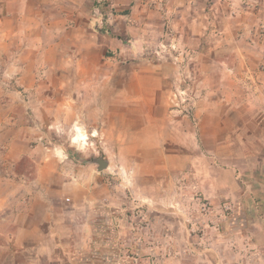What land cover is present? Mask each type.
<instances>
[{"label": "rangeland", "instance_id": "obj_1", "mask_svg": "<svg viewBox=\"0 0 264 264\" xmlns=\"http://www.w3.org/2000/svg\"><path fill=\"white\" fill-rule=\"evenodd\" d=\"M7 9L0 251L22 197L58 232L73 218L38 264H264V0Z\"/></svg>", "mask_w": 264, "mask_h": 264}, {"label": "crops", "instance_id": "obj_2", "mask_svg": "<svg viewBox=\"0 0 264 264\" xmlns=\"http://www.w3.org/2000/svg\"><path fill=\"white\" fill-rule=\"evenodd\" d=\"M3 8H7L5 3L3 4ZM43 12L46 16H48L52 12V10ZM9 13L10 12L8 9L4 12H1L0 23L4 26L3 30L9 29V25L6 26L7 24H9V22L7 23L6 21L10 16ZM47 20L48 18H46L45 23L48 22ZM64 20L66 21V23L64 22ZM64 20L56 25H52L51 23L47 24V27L51 28L49 32L53 34L55 30H67V27H69V25H67V19ZM97 27L99 28L100 26ZM17 28L21 29L19 25L17 26ZM40 29V24L31 27V35L34 34L35 31L38 33ZM97 33L99 32L97 31ZM38 37L39 36L37 35L34 39L36 40L38 39ZM228 171L231 172L235 182L239 181V175L241 174V172H239L238 170ZM29 190H32L31 186H29ZM235 196L239 198L241 196V193H237L235 194ZM21 199L22 197H20V200L18 201L19 206L17 207L18 209H20V213L16 218L15 216H13L15 225L13 226V232L7 239L6 245L1 247L0 264H38V258L48 257L51 252L57 248L59 240H61L63 237H69L72 233L71 231H73L72 228L70 229V226H72L71 223L73 222L72 216L70 217L68 222L69 226L65 227V230H61V232H58L55 230L56 228H54L51 224L53 222L51 221L50 215L47 216V214H45L40 220H38L37 216L34 215L31 201L29 200L27 203H25V201H21ZM68 201H70V199H68ZM23 207L26 209H22ZM24 210L25 212H22ZM19 257L23 258L21 263L19 262Z\"/></svg>", "mask_w": 264, "mask_h": 264}, {"label": "bare ground", "instance_id": "obj_3", "mask_svg": "<svg viewBox=\"0 0 264 264\" xmlns=\"http://www.w3.org/2000/svg\"><path fill=\"white\" fill-rule=\"evenodd\" d=\"M87 136L83 133L82 129L79 127H75L74 135L72 136V142H81V146L84 147L86 145Z\"/></svg>", "mask_w": 264, "mask_h": 264}, {"label": "water", "instance_id": "obj_4", "mask_svg": "<svg viewBox=\"0 0 264 264\" xmlns=\"http://www.w3.org/2000/svg\"><path fill=\"white\" fill-rule=\"evenodd\" d=\"M98 164L101 165V166L103 165L104 167L106 166V163L105 162L104 163L103 162L100 163V161H99Z\"/></svg>", "mask_w": 264, "mask_h": 264}]
</instances>
